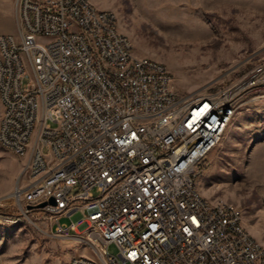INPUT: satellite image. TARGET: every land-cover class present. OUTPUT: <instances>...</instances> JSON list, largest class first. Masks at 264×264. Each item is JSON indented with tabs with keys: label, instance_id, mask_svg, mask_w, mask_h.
<instances>
[{
	"label": "built area",
	"instance_id": "1",
	"mask_svg": "<svg viewBox=\"0 0 264 264\" xmlns=\"http://www.w3.org/2000/svg\"><path fill=\"white\" fill-rule=\"evenodd\" d=\"M15 4L20 35L0 33V140L26 158L28 182L15 191L22 208L42 213L52 237L97 255V263L81 254L72 264H264L263 246L242 233L239 208L192 186L226 128L208 108L194 111V101L217 111L264 98V57L216 91L184 96L163 63L133 60L114 11L85 0ZM35 121L42 129L28 143Z\"/></svg>",
	"mask_w": 264,
	"mask_h": 264
},
{
	"label": "rangeland",
	"instance_id": "2",
	"mask_svg": "<svg viewBox=\"0 0 264 264\" xmlns=\"http://www.w3.org/2000/svg\"><path fill=\"white\" fill-rule=\"evenodd\" d=\"M91 1L114 11L135 53L164 63L184 96L216 91L264 57V0ZM0 33L20 35L15 0H0ZM2 111L0 96V117ZM25 160L0 142V264H68L77 255L94 257L85 243L49 235L42 213L22 208L15 191L28 182ZM202 166V194L237 204L245 228L264 246V98L244 103ZM61 222L71 219L63 216ZM108 251L118 254L114 243Z\"/></svg>",
	"mask_w": 264,
	"mask_h": 264
},
{
	"label": "bare ground",
	"instance_id": "3",
	"mask_svg": "<svg viewBox=\"0 0 264 264\" xmlns=\"http://www.w3.org/2000/svg\"><path fill=\"white\" fill-rule=\"evenodd\" d=\"M85 2L90 5V7L94 10H102L101 8L97 7L95 3H93L91 0H85ZM113 25H115V28H117L118 32L120 31L118 27V18L116 14H113ZM123 37H128V45L129 46H134L132 39L123 32ZM29 38H36V31H29ZM132 58L133 60H151V61H157L152 58L148 57H141L138 56L135 51H132ZM160 62V61H158ZM162 63V62H161ZM163 68L165 70H169L168 67L163 63ZM24 72H31V65H24ZM0 96H1V101L3 104V111L2 115L0 118H3V113H5V102L2 100V90H1V85H0ZM246 101L242 100H232L231 101V108H222V109H217L216 107H209V101H194L193 103V110L194 111H202V108H208V115H216L217 122H224L225 121V130L224 134L227 131V128L229 124L235 119L237 114L243 109L244 103ZM42 129V121H35L34 123V131H30L28 133V143H36L38 141V131H41ZM223 137V136H222ZM220 137L217 139V143L220 141L222 138ZM1 144L5 147V142H2L0 140ZM216 143V144H217ZM197 178L198 176H192V186H198L197 185ZM200 193L201 190H200ZM17 194V193H16ZM214 202L219 203V204H225V208H239L237 211V218L240 224H242V233L247 235L249 238H252V240L255 242V244L263 246L258 240H256L250 232L245 228L243 224V212L242 209L235 204L232 201H227L223 199H215ZM172 239L173 242H181V234H179V231H172ZM113 241V234H99V242H111ZM90 247V246H89ZM263 252H264V246H263ZM77 256L72 257L68 264H72V261H76ZM89 263H97V255L94 257L89 256Z\"/></svg>",
	"mask_w": 264,
	"mask_h": 264
},
{
	"label": "water",
	"instance_id": "4",
	"mask_svg": "<svg viewBox=\"0 0 264 264\" xmlns=\"http://www.w3.org/2000/svg\"><path fill=\"white\" fill-rule=\"evenodd\" d=\"M50 202L54 204L55 203V200L54 199H51ZM45 205H46V202H43V203L37 205V207H43Z\"/></svg>",
	"mask_w": 264,
	"mask_h": 264
}]
</instances>
